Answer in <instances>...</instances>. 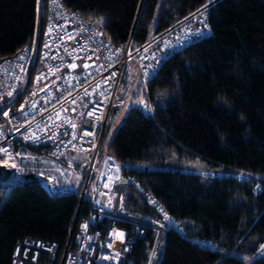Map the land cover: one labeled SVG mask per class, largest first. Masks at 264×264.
<instances>
[{
	"label": "trees",
	"instance_id": "trees-1",
	"mask_svg": "<svg viewBox=\"0 0 264 264\" xmlns=\"http://www.w3.org/2000/svg\"><path fill=\"white\" fill-rule=\"evenodd\" d=\"M210 2V36L167 55L147 82L135 62L149 110L132 106L113 139L106 144L107 131L103 139L102 150L124 165L115 214L122 196L117 226L128 231L133 264H150L158 244V264H264V0H64L105 40H131L134 50ZM46 11L45 1L0 0V61L33 40ZM127 73L128 65L122 82ZM183 154L206 171L182 167ZM9 169L0 157V264H13L25 238L56 243L57 260L42 250L36 264H58L75 220L92 211L90 197L52 195L36 177L12 183ZM144 191L178 224L160 228V239L144 219L158 217Z\"/></svg>",
	"mask_w": 264,
	"mask_h": 264
},
{
	"label": "built area",
	"instance_id": "built-area-1",
	"mask_svg": "<svg viewBox=\"0 0 264 264\" xmlns=\"http://www.w3.org/2000/svg\"><path fill=\"white\" fill-rule=\"evenodd\" d=\"M43 1L47 5L44 27L38 25L30 43L0 61V148H6L11 158L3 152L0 157L4 162H15L9 176H42L50 194L75 193L81 204L86 196L90 197L92 211L75 220L68 248L58 264H133L126 258L132 249L128 231L117 226L119 215L125 214L122 196L115 214V189L123 178L124 165L111 153H101L103 139L113 112L125 102L120 87L130 60L137 63L147 82L167 55L211 35L212 2L134 50L131 40L125 46L105 40L79 11L67 8L64 0L57 4L54 0H39V4ZM85 63L90 67L84 68ZM72 64L76 67H69ZM32 148L43 149L50 159H31L35 153ZM68 152L88 157L82 177L76 182L72 179L74 169L63 159ZM134 167L144 168L143 164ZM143 194L158 213L156 218L144 217L158 226L156 236L160 228L178 225L151 193ZM132 231L142 235L146 229L136 225ZM118 233H123V239ZM42 250L51 252L53 262L57 260L56 243L25 238L15 244L12 263L36 264Z\"/></svg>",
	"mask_w": 264,
	"mask_h": 264
},
{
	"label": "rangeland",
	"instance_id": "rangeland-1",
	"mask_svg": "<svg viewBox=\"0 0 264 264\" xmlns=\"http://www.w3.org/2000/svg\"><path fill=\"white\" fill-rule=\"evenodd\" d=\"M136 63L134 60H130L128 63V73L127 76L124 78L121 87H120V94L124 98L125 102L120 107H116L115 111L112 114V117L109 122V126L107 129V138H106V144L110 142V140L113 139V137L118 132L128 110L132 106H137L142 108L145 111L149 110L150 106V100L149 98L145 97V92L143 87H139V70L136 68ZM138 94L137 99L134 101L132 100L133 94ZM140 101H143V103H140ZM104 150L101 151L103 153ZM63 159L66 161V163L75 169L78 172L84 171L88 164V157L85 154L82 153H76V152H68L63 155ZM181 166L186 169H192V170H204L207 168V164L200 160L199 158H194L189 155L183 154L180 159ZM8 167H12V165H15L14 161H8L5 162ZM211 172V171H210ZM24 176H9L8 180L12 183H18L25 180L23 178ZM160 230L157 234V239H160ZM160 252V244H158L151 252L152 260L150 261V264H158V255ZM238 254V253H237ZM239 256L244 257L242 254H238ZM246 264H251V260L247 259Z\"/></svg>",
	"mask_w": 264,
	"mask_h": 264
},
{
	"label": "snow or ice",
	"instance_id": "snow-or-ice-1",
	"mask_svg": "<svg viewBox=\"0 0 264 264\" xmlns=\"http://www.w3.org/2000/svg\"><path fill=\"white\" fill-rule=\"evenodd\" d=\"M58 3V0H54V4H57ZM52 29H49V32H51ZM81 32H83V30H81ZM69 38L70 39H73L74 37L69 35ZM167 46V45H166ZM47 47V45H46ZM82 50V49H81ZM27 51V50H25ZM77 51L76 49H73V52ZM73 52H69L68 54L71 56L73 54ZM74 58H82V57H74ZM154 58V57H153ZM20 59H24V57H20ZM53 59H55V57H53ZM88 59H91V57H88ZM69 67H72V68H75L76 65L75 64H72V65H69ZM84 68H88L90 67V65H88L87 63H85L83 65ZM100 67H104L103 65H100ZM39 79H41L40 77L37 78V80L39 81ZM108 82V78L105 79L104 83L106 84ZM99 87V85H97ZM85 92L87 93V89H85ZM101 95H103V93H101ZM140 103H143V101H140ZM94 113L93 112H89L88 115H93ZM73 127H75V125H73ZM75 138V137H73ZM0 152H3L6 156H8L9 158H11V154L8 153L7 149L6 148H0ZM12 167H15V165H12ZM165 219H168L167 215L165 214ZM85 227H87V225H85ZM118 238L120 239H123V233H118ZM107 258V257H105Z\"/></svg>",
	"mask_w": 264,
	"mask_h": 264
},
{
	"label": "crops",
	"instance_id": "crops-1",
	"mask_svg": "<svg viewBox=\"0 0 264 264\" xmlns=\"http://www.w3.org/2000/svg\"><path fill=\"white\" fill-rule=\"evenodd\" d=\"M30 158L31 159H39V160H43V161H48L50 159V157L47 155V154H39V153H32L30 155ZM46 176L48 177L49 176V173L46 174ZM29 177H36V178H39L41 181V177L38 176V175H28V176H24L23 178H25V180ZM82 177V172H78L76 171L75 169L73 170V175H72V179L74 182H76L78 179L80 180V178ZM64 179V178H63ZM80 187V185H78Z\"/></svg>",
	"mask_w": 264,
	"mask_h": 264
}]
</instances>
